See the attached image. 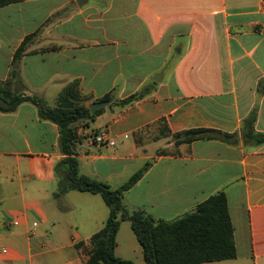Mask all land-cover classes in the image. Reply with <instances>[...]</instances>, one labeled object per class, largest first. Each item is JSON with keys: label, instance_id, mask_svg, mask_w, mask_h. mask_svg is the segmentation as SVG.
I'll list each match as a JSON object with an SVG mask.
<instances>
[{"label": "crops", "instance_id": "obj_1", "mask_svg": "<svg viewBox=\"0 0 264 264\" xmlns=\"http://www.w3.org/2000/svg\"><path fill=\"white\" fill-rule=\"evenodd\" d=\"M32 34L28 50L37 42L51 47L28 51L12 88L50 107L69 86L91 107L109 93L123 101L162 78L143 100L127 107L112 100L79 129L80 175L118 189L123 164L143 150L138 135L145 128L164 120L173 133L205 130L175 156L143 150L138 159L150 166L123 202L171 221L223 191L237 258L204 264H264V143L243 137L254 109L255 132L264 135V0H22L0 9V83ZM97 136L115 146H99ZM59 137L30 102L0 112V264H86L90 240L109 217L99 195L55 196L64 158ZM128 223L116 255L146 264ZM128 229L123 252L136 257L119 256Z\"/></svg>", "mask_w": 264, "mask_h": 264}, {"label": "trees", "instance_id": "obj_2", "mask_svg": "<svg viewBox=\"0 0 264 264\" xmlns=\"http://www.w3.org/2000/svg\"><path fill=\"white\" fill-rule=\"evenodd\" d=\"M22 0H0V9ZM35 34L27 36L14 54L9 80L0 83V112L15 113L25 102L37 106L42 121L55 124L59 129V151L64 157L56 167L59 178V191L55 195L61 197L69 191L99 195L110 214L103 229L91 240V251L86 264H135L130 260L117 257V235L122 222H129L142 248L146 264H204L230 261L237 258L234 227L229 213L228 200L221 191L201 203L194 211L175 220H155L143 210H130L124 202L125 194L132 189L145 175L150 164H147L118 189L107 183L80 175L77 146L83 140L78 131L87 127V120H94L103 109L91 113L86 107L82 94L76 85L67 87L60 95L56 107L48 106L37 96H26L12 88L14 81L20 79V63L27 55L28 46ZM155 83L145 86L118 105L127 107L149 96ZM113 100L109 93L99 102ZM257 110L244 121L243 137L247 143L255 145L264 143V135L255 132ZM163 124L164 132L173 135L175 146L192 144L202 139L207 131L189 130L173 133L167 122ZM158 123V124H159ZM225 139L231 136L223 135ZM160 139V138H159ZM158 156H175L168 151H160Z\"/></svg>", "mask_w": 264, "mask_h": 264}, {"label": "rangeland", "instance_id": "obj_3", "mask_svg": "<svg viewBox=\"0 0 264 264\" xmlns=\"http://www.w3.org/2000/svg\"><path fill=\"white\" fill-rule=\"evenodd\" d=\"M51 47L50 43H38L34 45H31L29 47L30 52L37 50V49H46L49 50ZM82 98H84V103L88 101V97L87 96H83ZM115 99V95L113 94V100ZM116 101V103H119V100H114ZM114 103V102H113ZM116 106V105H114ZM108 107V106H107ZM91 127L92 128H96L94 122H91ZM139 137V145L140 147L144 150L145 153L147 154H151V153H156V155L159 154L160 151H168L170 154H175L177 155V148L174 145L175 144V138L173 135H167L164 132L163 129V124L159 123L156 124L154 126L145 128L143 131H141L138 135ZM160 138V139H159ZM155 141V142H153ZM167 144L172 143L171 146H164ZM155 149H159V150H155ZM143 150H140V153L138 156L135 155H131L129 157H132L133 159L129 162H126L123 164V167L125 168V172L123 173L122 179L120 180V184L122 185L123 183H126L129 178L134 175L136 172H138L140 169H142L144 166H146V164L148 163L147 160H139L138 157L140 155H144ZM130 224L128 223V226ZM131 239L130 237V233H129V229L128 232H126L125 230H123L121 232V237H120V249H119V256H123V255H127L128 257H136L134 252L130 253V254H124L123 250L125 249L126 246H128V242ZM138 244V243H135ZM137 246V245H136Z\"/></svg>", "mask_w": 264, "mask_h": 264}, {"label": "water", "instance_id": "obj_4", "mask_svg": "<svg viewBox=\"0 0 264 264\" xmlns=\"http://www.w3.org/2000/svg\"><path fill=\"white\" fill-rule=\"evenodd\" d=\"M82 2V4H80ZM79 6H83V0H78ZM155 83H161L162 78L161 76H157L153 79ZM113 103L112 100L105 101V102H99L95 103L90 107V111L92 114H94L96 111L106 108L107 106L111 105Z\"/></svg>", "mask_w": 264, "mask_h": 264}, {"label": "built area", "instance_id": "obj_5", "mask_svg": "<svg viewBox=\"0 0 264 264\" xmlns=\"http://www.w3.org/2000/svg\"><path fill=\"white\" fill-rule=\"evenodd\" d=\"M95 141H96V143L99 146H110V147L115 146V142L114 141H110V140H108V139H106L105 137H102V136H97L95 138Z\"/></svg>", "mask_w": 264, "mask_h": 264}]
</instances>
